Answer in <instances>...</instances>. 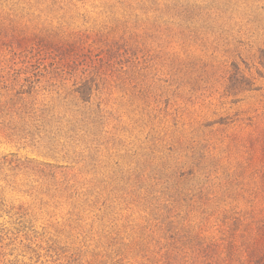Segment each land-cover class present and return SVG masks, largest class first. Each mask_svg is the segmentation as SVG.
<instances>
[{
  "label": "rangeland",
  "instance_id": "obj_1",
  "mask_svg": "<svg viewBox=\"0 0 264 264\" xmlns=\"http://www.w3.org/2000/svg\"><path fill=\"white\" fill-rule=\"evenodd\" d=\"M0 264H264V0H0Z\"/></svg>",
  "mask_w": 264,
  "mask_h": 264
}]
</instances>
